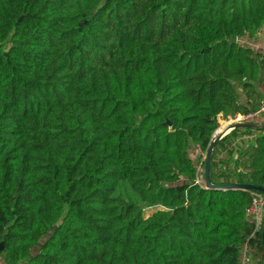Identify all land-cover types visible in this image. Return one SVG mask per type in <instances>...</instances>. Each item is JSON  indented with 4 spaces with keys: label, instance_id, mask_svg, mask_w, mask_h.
Instances as JSON below:
<instances>
[{
    "label": "trees",
    "instance_id": "16d2710c",
    "mask_svg": "<svg viewBox=\"0 0 264 264\" xmlns=\"http://www.w3.org/2000/svg\"><path fill=\"white\" fill-rule=\"evenodd\" d=\"M263 25L264 0H0V264H262L250 191L193 155L264 101ZM221 141L211 183L264 187V128Z\"/></svg>",
    "mask_w": 264,
    "mask_h": 264
},
{
    "label": "built area",
    "instance_id": "2783aa9c",
    "mask_svg": "<svg viewBox=\"0 0 264 264\" xmlns=\"http://www.w3.org/2000/svg\"><path fill=\"white\" fill-rule=\"evenodd\" d=\"M261 33H264V25L261 28V31L258 35H260ZM257 39L261 40L260 37ZM223 117L222 115H219L218 118ZM261 116H264V101L262 102L261 106L258 108V110L254 111V112H248L245 114L242 113H236L234 115L231 116H227L225 119V122H223V124H221L222 128H218L215 130V132L212 135V140L220 133H224L226 130V133L230 132L233 129H229L227 131V129L235 123H242V122H253L255 119L260 118ZM227 133V134H228ZM247 139V136H239V140L237 139L235 142L232 143V147L237 148L239 145V142L242 141L243 139ZM205 154L202 155V162H204L205 160ZM224 154L220 153L218 154V157L221 158ZM250 204L246 209V216L248 218H250L253 221L254 224V231L253 234L255 232H258L261 230L262 225H263V221H264V195L259 192V191H254V190H250ZM247 247L244 246L243 250H242V264H245L247 262H249V258L247 259L246 262V252L247 251Z\"/></svg>",
    "mask_w": 264,
    "mask_h": 264
},
{
    "label": "water",
    "instance_id": "95a60500",
    "mask_svg": "<svg viewBox=\"0 0 264 264\" xmlns=\"http://www.w3.org/2000/svg\"><path fill=\"white\" fill-rule=\"evenodd\" d=\"M232 41H235L236 38L233 37L231 39ZM258 127H263L264 128V123H255V122H242V123H235L232 124L228 129H235V128H258ZM228 133V132H227ZM226 130L224 133L218 134L210 143L208 150L206 151L205 155V160H204V181L206 188H215V189H221V190H228V189H241V190H254V191H259L264 195V187H256L251 184H238V183H232V184H213L211 183L209 179V170H210V163H211V158H212V153L213 149L218 144L226 135ZM260 235H261V241L263 245V261L262 264H264V221L262 228L260 230ZM0 249H2V243L0 244Z\"/></svg>",
    "mask_w": 264,
    "mask_h": 264
},
{
    "label": "rangeland",
    "instance_id": "374dc122",
    "mask_svg": "<svg viewBox=\"0 0 264 264\" xmlns=\"http://www.w3.org/2000/svg\"><path fill=\"white\" fill-rule=\"evenodd\" d=\"M259 93H260L261 96H263L262 97V101H263L264 100V85H263L262 88L259 89ZM229 116H231V115H229ZM225 120L226 119L223 118V117H221V116H220V118H218V124H219V127L218 128H222L221 124H223V122H225ZM247 133L254 134V133H257V132L255 130L254 131L251 130L250 132H247ZM223 142L224 141H221L218 144V147H217L218 149L221 148V147L224 148L226 146L225 142L224 143ZM223 148H222V150H223ZM224 149H226V147ZM194 156H196V157H194ZM193 157L195 158L194 160L196 161L197 170L201 174L202 173V170H203L202 155L199 152V157L197 158V153L195 152V155H193ZM229 173H230L229 176H233V175H231V173L234 174L233 169H230ZM229 178H232V177H229ZM158 208L159 207H153V206L145 207V208H143V211H142L143 212V215L145 217H147L151 213H153L154 211H156ZM51 231H52V229L49 231V233L46 236H43L40 239V242H39L38 246H36V247L33 248V251H32L33 253L37 252L40 249L41 245L44 243L45 239L51 233ZM245 252H246V262H247V259L249 258V262H247L245 264H259L260 256H261L260 251H258V250H252V249L248 248V250L245 251Z\"/></svg>",
    "mask_w": 264,
    "mask_h": 264
},
{
    "label": "crops",
    "instance_id": "0c3cea01",
    "mask_svg": "<svg viewBox=\"0 0 264 264\" xmlns=\"http://www.w3.org/2000/svg\"><path fill=\"white\" fill-rule=\"evenodd\" d=\"M260 37V39L261 40H259V39H255L254 41H253V47L256 49V50H259V51H261V52H263L264 53V33H261L260 35H258V38ZM249 42V41H248ZM249 43H251V42H249ZM258 121H260V123L261 122H263L264 121V116H261L260 118H258ZM241 134V133H240ZM242 135V134H241ZM225 146V145H224ZM226 148H227V146H225ZM224 147V148H225ZM222 148L223 147H221V148H219V149H217V151H219V152H221V150H222ZM223 148V151H225L226 149H224ZM222 151V152H223ZM227 158H228V154H226L225 155V161L227 160ZM229 165L230 166H232V163H229Z\"/></svg>",
    "mask_w": 264,
    "mask_h": 264
},
{
    "label": "bare ground",
    "instance_id": "6f19581e",
    "mask_svg": "<svg viewBox=\"0 0 264 264\" xmlns=\"http://www.w3.org/2000/svg\"><path fill=\"white\" fill-rule=\"evenodd\" d=\"M219 130V129H218Z\"/></svg>",
    "mask_w": 264,
    "mask_h": 264
}]
</instances>
